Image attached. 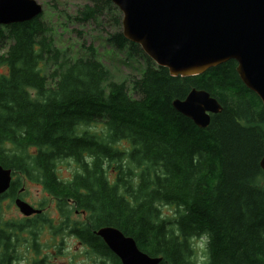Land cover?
Wrapping results in <instances>:
<instances>
[{"label":"trees","instance_id":"1","mask_svg":"<svg viewBox=\"0 0 264 264\" xmlns=\"http://www.w3.org/2000/svg\"><path fill=\"white\" fill-rule=\"evenodd\" d=\"M93 1L74 19L113 9L119 27L111 0ZM42 15L0 25V164L26 167L28 179L56 201L58 224L45 210L37 217L48 246L58 244L60 254L64 243L56 239L67 229L98 264H121L95 234L110 225L160 256L159 264H198L193 241L205 235L207 259L199 264H264V107L236 62L171 76L118 29L107 41L145 63L128 87L93 53L60 51ZM194 87L222 107L205 128L171 104ZM67 160L75 169L61 178L58 164ZM166 205L172 215L162 212ZM29 232L36 236L37 226ZM5 251L0 264H12L14 247Z\"/></svg>","mask_w":264,"mask_h":264},{"label":"water","instance_id":"2","mask_svg":"<svg viewBox=\"0 0 264 264\" xmlns=\"http://www.w3.org/2000/svg\"><path fill=\"white\" fill-rule=\"evenodd\" d=\"M121 13L123 36L142 49L171 76L189 77L228 60L242 83L264 107V0H111ZM36 0H0V25L29 21L42 13ZM172 107L205 128L222 110L208 91L192 88ZM259 165L264 172V153ZM10 184V169L0 164V194ZM24 215L40 213L17 198ZM99 236L121 264H159L160 256L140 250L135 240L117 227L98 228Z\"/></svg>","mask_w":264,"mask_h":264},{"label":"rangeland","instance_id":"3","mask_svg":"<svg viewBox=\"0 0 264 264\" xmlns=\"http://www.w3.org/2000/svg\"><path fill=\"white\" fill-rule=\"evenodd\" d=\"M42 5V17L41 19L50 28L51 36L54 40V44L60 51H67L73 58H86L91 53L94 57L101 61L111 72L112 78L115 81H125L126 85L130 87L129 81L132 77L138 76L145 66L143 59L139 56L129 55L126 50H117L112 44L107 41V36L114 33L121 28L114 23L113 17L117 12L113 9H103L102 14H99L95 18L81 21L74 19L75 16H81L80 10L85 5L93 6V0H36ZM112 3V2H111ZM112 6H115L112 3ZM116 7V6H115ZM117 8V7H116ZM117 11L121 16L120 11ZM111 15V16H110ZM121 19V18H120ZM121 22V20H120ZM1 51V50H0ZM48 66L44 69L45 73H48ZM51 69V68H50ZM101 127L95 126L93 130L99 131ZM58 169L60 171L61 178H70L73 170L75 169L72 162L69 160L59 162ZM25 198L31 203L40 204L44 198L47 204L39 205L43 207L49 217L58 216V209L56 207V201L51 196L43 192L41 186L30 180H27L25 184ZM7 202H2L0 207L5 208ZM15 207V206H14ZM0 212L2 210L0 208ZM162 212L167 215H172L175 212L173 206H163ZM0 213V215H1ZM72 220L83 219V214H71ZM54 225L58 223L59 219H54ZM29 229V228H28ZM29 237L27 238V244L22 243L14 248L17 259L12 264H98L99 259L92 254L87 248L78 243V240L68 230L63 231V235H58L57 239L60 241L62 237L63 248L61 253L58 254V244L53 245L51 248L48 246L45 235L39 236L37 243L39 244L38 250L34 251L30 248L31 233L27 231ZM31 234V235H30ZM200 238L194 239L193 243L196 247V263H200V257L204 256L205 250L202 252L199 248ZM36 262V263H35Z\"/></svg>","mask_w":264,"mask_h":264},{"label":"flooded vegetation","instance_id":"4","mask_svg":"<svg viewBox=\"0 0 264 264\" xmlns=\"http://www.w3.org/2000/svg\"><path fill=\"white\" fill-rule=\"evenodd\" d=\"M27 170V168H18V169H12L10 168V184L6 191L2 192L0 194V204L2 202H7L5 208H1L2 213L0 215V255H4V251L7 246L10 245L14 248L18 245L27 244V238L28 235V228L37 226V234L36 236L31 235V244L30 248L34 251L38 250L39 244L37 243V239L39 236H43L41 233H38L41 231L44 226L39 222L38 215L39 213H32L30 215H24L20 212L19 208L15 204V200L17 198H20L27 203H29L33 208L39 209L40 212L45 210L44 208L41 209L39 207L40 204L34 202L31 203L28 199L25 198V184L27 183L28 175L24 171ZM15 206V207H14ZM59 213V212H58ZM60 214L56 217H49L48 218H54L59 219ZM58 224V223H57ZM80 244V242L78 241ZM85 246V245H84ZM86 247V246H85ZM87 248V247H86ZM16 249V248H15ZM89 250V248H87ZM6 253V251H5ZM15 255L16 252H15ZM36 263V262H35Z\"/></svg>","mask_w":264,"mask_h":264},{"label":"clouds","instance_id":"5","mask_svg":"<svg viewBox=\"0 0 264 264\" xmlns=\"http://www.w3.org/2000/svg\"><path fill=\"white\" fill-rule=\"evenodd\" d=\"M207 242H208V237H207L206 235L203 236V237H201L198 246H199V248H200V250H201L202 252L205 250V245L207 244ZM206 259H207L206 256H201V257H200V260H201V261H205Z\"/></svg>","mask_w":264,"mask_h":264}]
</instances>
